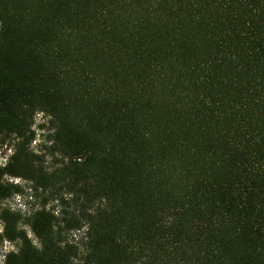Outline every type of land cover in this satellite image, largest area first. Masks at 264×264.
Masks as SVG:
<instances>
[{
    "label": "trees",
    "instance_id": "obj_1",
    "mask_svg": "<svg viewBox=\"0 0 264 264\" xmlns=\"http://www.w3.org/2000/svg\"><path fill=\"white\" fill-rule=\"evenodd\" d=\"M1 147L3 264H264V0H0Z\"/></svg>",
    "mask_w": 264,
    "mask_h": 264
},
{
    "label": "rangeland",
    "instance_id": "obj_2",
    "mask_svg": "<svg viewBox=\"0 0 264 264\" xmlns=\"http://www.w3.org/2000/svg\"><path fill=\"white\" fill-rule=\"evenodd\" d=\"M43 122V119L41 117V115H37L35 117V122L33 125V128L36 131V137L34 142H32L31 144V148L32 149H38L37 147L39 146V144L41 143L42 140V134L41 132L37 129V125L41 124ZM10 149L5 148V147H1L0 148V167L4 166L7 162V159L9 158L10 155ZM46 164L50 165V159L47 158L46 159ZM9 181H13L14 183H18L24 190V194L23 195H17L12 197L11 199L7 200L4 202V204L2 206H6L8 208H10L11 210L14 211H19L22 215H27V213L30 211V209L32 207H36L39 204V200H36L35 202L33 200L30 199L29 195H28V191H27V184L23 181H21L20 179H13L10 178L8 179ZM54 203L49 204V208L53 207ZM25 229L28 232L29 237L33 240L34 243H37V241L35 240L33 234L29 231L28 227H25ZM0 232H1V223H0ZM74 237V236H73ZM69 239L71 240L72 238L69 237ZM15 247L14 245H12L11 243H4L2 245H0V264H3V255L5 252L10 251V250H14Z\"/></svg>",
    "mask_w": 264,
    "mask_h": 264
}]
</instances>
